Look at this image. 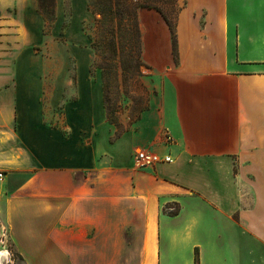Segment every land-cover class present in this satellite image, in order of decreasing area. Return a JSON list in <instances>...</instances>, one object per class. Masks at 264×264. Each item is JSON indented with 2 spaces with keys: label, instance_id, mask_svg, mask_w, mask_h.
<instances>
[{
  "label": "crops",
  "instance_id": "obj_1",
  "mask_svg": "<svg viewBox=\"0 0 264 264\" xmlns=\"http://www.w3.org/2000/svg\"><path fill=\"white\" fill-rule=\"evenodd\" d=\"M179 2L177 54L139 10L146 104L120 128L88 46L75 93L35 92L38 0H0V220L23 264H264V0ZM143 148L174 161L137 169Z\"/></svg>",
  "mask_w": 264,
  "mask_h": 264
},
{
  "label": "rangeland",
  "instance_id": "obj_2",
  "mask_svg": "<svg viewBox=\"0 0 264 264\" xmlns=\"http://www.w3.org/2000/svg\"><path fill=\"white\" fill-rule=\"evenodd\" d=\"M174 7L177 16L180 9L179 0H175ZM4 10L5 8L0 4V14ZM60 11L62 14L60 22L64 23L63 26L57 27L60 33H57V30L53 29L54 22L47 23L45 21L38 35V42L31 46V50L36 52L33 59L42 64L41 70L38 67L36 68L35 92L75 93L76 75H79L82 65L86 61V51L83 48L88 46L93 53L91 73L94 78H99L103 83V71L99 68V65L102 64L108 68H112L113 72H118L117 79L113 80L114 84L109 93H106V97L112 110L111 117L119 120L120 128L128 126L135 119L136 114L142 106L146 104L145 95L150 75L149 67L141 60L139 68L141 75L136 74L132 79H127L123 73V64L119 62L118 58H111L109 56L106 60L103 59V62L102 60L100 62L96 61L97 53L95 45L99 47L100 39L99 33L96 30V18L100 15L93 13L90 20L81 22V17L84 16V7L79 0L72 5L68 1L66 9H61ZM16 12V8L10 6L9 13L14 15ZM34 22L35 20L32 16H29L26 20V24L30 29L34 28ZM81 30L86 35L85 43H80L83 37ZM3 57H7V54L5 56L2 49H0V59ZM0 88H2L1 84ZM2 225L4 224L0 220V250H3L0 253V264H23L22 259L13 249L9 238L4 237L5 240L1 242L3 234Z\"/></svg>",
  "mask_w": 264,
  "mask_h": 264
},
{
  "label": "trees",
  "instance_id": "obj_3",
  "mask_svg": "<svg viewBox=\"0 0 264 264\" xmlns=\"http://www.w3.org/2000/svg\"><path fill=\"white\" fill-rule=\"evenodd\" d=\"M175 0H88L89 9L96 15V30L99 33V47L95 45L96 61L118 58L123 64L124 74L127 79H132L136 74L141 75L140 62L142 60V32L139 21L141 8L156 9L169 23L173 38L174 51L177 54L176 42V14ZM38 11L48 23L56 19V0H38ZM101 51V53H100ZM106 53V55H104ZM102 59H101V58ZM103 71V87L105 105L108 117H111L106 93L117 79L118 72L104 64L99 65ZM116 122V121H115ZM173 207V206H170ZM177 208L173 212H177Z\"/></svg>",
  "mask_w": 264,
  "mask_h": 264
},
{
  "label": "built area",
  "instance_id": "obj_4",
  "mask_svg": "<svg viewBox=\"0 0 264 264\" xmlns=\"http://www.w3.org/2000/svg\"><path fill=\"white\" fill-rule=\"evenodd\" d=\"M169 141H172V137L168 136ZM174 158L172 155L166 154L161 155L157 151L151 149V148H143L138 150L133 158L134 166L137 169H150L155 167L158 163H170L173 162ZM6 178V171L0 170V201L4 194V182ZM170 210L174 211V207H170ZM2 239L1 242H3L4 237H8V229L6 226L2 225Z\"/></svg>",
  "mask_w": 264,
  "mask_h": 264
},
{
  "label": "flooded vegetation",
  "instance_id": "obj_5",
  "mask_svg": "<svg viewBox=\"0 0 264 264\" xmlns=\"http://www.w3.org/2000/svg\"><path fill=\"white\" fill-rule=\"evenodd\" d=\"M1 251H3V250H1Z\"/></svg>",
  "mask_w": 264,
  "mask_h": 264
}]
</instances>
